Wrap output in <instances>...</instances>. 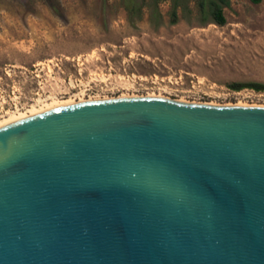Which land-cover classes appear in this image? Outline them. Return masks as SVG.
Here are the masks:
<instances>
[{"label": "water", "instance_id": "95a60500", "mask_svg": "<svg viewBox=\"0 0 264 264\" xmlns=\"http://www.w3.org/2000/svg\"><path fill=\"white\" fill-rule=\"evenodd\" d=\"M0 264H264V106L113 97L0 123Z\"/></svg>", "mask_w": 264, "mask_h": 264}, {"label": "rangeland", "instance_id": "374dc122", "mask_svg": "<svg viewBox=\"0 0 264 264\" xmlns=\"http://www.w3.org/2000/svg\"><path fill=\"white\" fill-rule=\"evenodd\" d=\"M177 1L170 23L169 0H0V120L48 96L264 106L228 87L264 84V0H229L222 25Z\"/></svg>", "mask_w": 264, "mask_h": 264}, {"label": "trees", "instance_id": "16d2710c", "mask_svg": "<svg viewBox=\"0 0 264 264\" xmlns=\"http://www.w3.org/2000/svg\"><path fill=\"white\" fill-rule=\"evenodd\" d=\"M171 3V9L169 12V22L174 23L177 19L176 16V8L181 4L177 0H169ZM196 13L197 20L199 23H214L216 25H222L225 22V18L223 15V8L229 5V0H193ZM249 2L256 4L259 3L260 0H248ZM125 9L127 10L128 15L130 16L132 13V6L125 5ZM228 87L233 90H239L241 88H250L255 91H263L264 84L258 81H250V82H233L228 84Z\"/></svg>", "mask_w": 264, "mask_h": 264}, {"label": "bare ground", "instance_id": "6f19581e", "mask_svg": "<svg viewBox=\"0 0 264 264\" xmlns=\"http://www.w3.org/2000/svg\"><path fill=\"white\" fill-rule=\"evenodd\" d=\"M44 99V98H43ZM79 102V101H78ZM72 103H76V101H74L73 99H69V100H59L56 96H48L47 97V101L42 100V99H37L36 102H34V104H31L25 112L19 111L18 109H16L15 111L9 112L7 113V117L6 118H2V120H0V123L12 120V119H16L28 114H32L41 110H44L46 108L52 107V106H59V105H65V104H72Z\"/></svg>", "mask_w": 264, "mask_h": 264}]
</instances>
